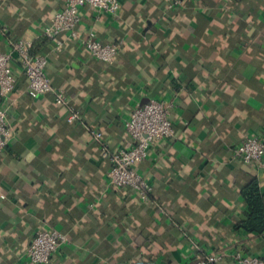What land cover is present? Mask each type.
<instances>
[{
	"label": "crops",
	"instance_id": "0c3cea01",
	"mask_svg": "<svg viewBox=\"0 0 264 264\" xmlns=\"http://www.w3.org/2000/svg\"><path fill=\"white\" fill-rule=\"evenodd\" d=\"M120 3L115 15L83 9L78 26L120 45L107 64L68 35L50 53L43 30L65 0H0V53L8 39H33V51L49 55L54 88L83 115L69 123L68 108L52 93L27 95L17 71L13 137L0 153V264H29L44 228L71 241L50 264H191L198 247L264 259V238L234 229L244 187L256 180L264 193V173L233 155L247 138L264 139V0H183L175 11L165 0ZM162 98L176 103V135L137 166L153 186L144 203L110 184L111 163L90 131L110 150L127 147L133 109Z\"/></svg>",
	"mask_w": 264,
	"mask_h": 264
},
{
	"label": "built area",
	"instance_id": "2783aa9c",
	"mask_svg": "<svg viewBox=\"0 0 264 264\" xmlns=\"http://www.w3.org/2000/svg\"><path fill=\"white\" fill-rule=\"evenodd\" d=\"M165 3L168 11L183 6V0H165ZM85 8L115 15L121 3L120 0H65L64 7L43 30L44 36L53 45L50 53L60 54L65 47L62 36L68 35L73 41L85 46L95 59L107 64L114 63L120 53L119 44H104L97 40L95 33L83 35L78 31ZM3 33L7 34V31ZM33 49L34 41L31 38L8 39L6 49L0 53V153L7 149L13 137L8 119V102L17 91L18 70L28 79L27 95L37 98L52 93L57 104L68 108L69 123L83 121L82 112L71 106L65 91L54 88L47 74L49 55L33 54ZM175 108V101L165 98L151 99L144 106H136L125 122L130 144L117 150H110L107 143L102 142L103 134L91 129L92 137L102 145V157L111 163L108 177L112 186L130 189L144 203L150 201L153 186L137 171V166L148 158L154 144L175 137ZM233 155L236 160L264 173V139L258 136L247 138L234 148ZM70 242L63 232L39 229L27 251L29 264H50L62 246ZM228 259L229 262H226ZM191 264H264V259L246 251L216 254L198 247Z\"/></svg>",
	"mask_w": 264,
	"mask_h": 264
},
{
	"label": "trees",
	"instance_id": "16d2710c",
	"mask_svg": "<svg viewBox=\"0 0 264 264\" xmlns=\"http://www.w3.org/2000/svg\"><path fill=\"white\" fill-rule=\"evenodd\" d=\"M33 54L41 53L33 51ZM242 196L245 207L242 217L234 224V229L264 238V193L261 191L258 181L253 180L244 187Z\"/></svg>",
	"mask_w": 264,
	"mask_h": 264
}]
</instances>
